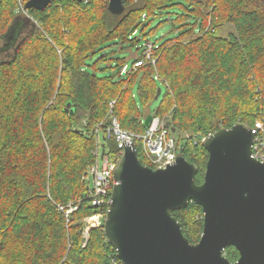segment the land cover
I'll use <instances>...</instances> for the list:
<instances>
[{
	"label": "trees",
	"instance_id": "trees-1",
	"mask_svg": "<svg viewBox=\"0 0 264 264\" xmlns=\"http://www.w3.org/2000/svg\"><path fill=\"white\" fill-rule=\"evenodd\" d=\"M26 1L0 0V264H122L102 227L83 245L82 219L94 207L82 201L69 222L58 208L87 191L97 124L108 120L111 100L133 132L145 130L147 115H167L200 184L203 137L238 121L264 123V0H124L121 14L108 0H54L42 10L24 9ZM163 14L173 34L152 43L155 65L122 74ZM19 28L26 32L14 43ZM111 45L128 56L105 52ZM172 214L196 243L201 206ZM224 254L239 257L233 246Z\"/></svg>",
	"mask_w": 264,
	"mask_h": 264
},
{
	"label": "water",
	"instance_id": "water-1",
	"mask_svg": "<svg viewBox=\"0 0 264 264\" xmlns=\"http://www.w3.org/2000/svg\"><path fill=\"white\" fill-rule=\"evenodd\" d=\"M52 1L27 0L24 9L42 10ZM107 6L121 14L124 0H108ZM151 117H145L146 126ZM254 136L251 126L238 121L203 137L208 157L200 184L196 164L182 152L167 167L152 168L140 161L134 142L125 145L113 168L116 182L103 223L122 264H264V161L251 156ZM190 202L203 213L196 243L172 214ZM227 246L237 249L236 261L225 256Z\"/></svg>",
	"mask_w": 264,
	"mask_h": 264
},
{
	"label": "built area",
	"instance_id": "built-area-1",
	"mask_svg": "<svg viewBox=\"0 0 264 264\" xmlns=\"http://www.w3.org/2000/svg\"><path fill=\"white\" fill-rule=\"evenodd\" d=\"M156 58L153 56V45L148 42L143 47L141 56L135 60L132 65L125 63L121 67V73H127L142 66L146 62L155 65ZM154 78L158 79L155 73ZM115 100L109 102L106 121L97 124L94 134L96 137V147L94 151V161L89 165L83 178L89 180L87 191L84 195L70 199L58 208L64 212L66 221L69 222L72 214L78 209L82 201H86L95 208L91 214L83 217V245L85 244L90 229L102 227L106 218V213L111 203V191L115 184L113 168L116 160L122 152L125 145L132 142L139 143L142 156L148 161L152 168H165L175 162L177 154L181 152L182 144L177 140L167 126L168 116L152 115L149 124L143 132H131L121 127L118 119L112 113V106ZM255 136L251 146V156L260 161H264V123L256 121L252 127ZM103 134L106 140L101 143ZM189 138L188 133L184 134ZM114 142L115 149H110V141Z\"/></svg>",
	"mask_w": 264,
	"mask_h": 264
},
{
	"label": "rangeland",
	"instance_id": "rangeland-1",
	"mask_svg": "<svg viewBox=\"0 0 264 264\" xmlns=\"http://www.w3.org/2000/svg\"><path fill=\"white\" fill-rule=\"evenodd\" d=\"M170 10H172V8H170ZM175 11H177V10L175 9ZM167 18H168V15L163 14L159 18L154 19L152 21V23L150 24V27L146 29V32L149 31V29H151V31H149L145 36V38L148 39L149 42L158 43L161 38H163L165 36H171L173 34L172 32L169 31L170 30L169 21H164V20H167ZM225 29H228V28H225ZM220 31H222V30H220ZM25 32H26L25 30H22V28H19L13 35L14 36V40H13L14 43L17 42ZM141 44L143 45V47L145 46V44H143V42H141ZM111 49H116V51L112 53V56H128L127 51H118L116 45L109 46L108 48L105 49V52L109 51ZM101 54H103V53H101ZM133 55H134V53H133ZM160 89H161V95H162L165 91V85L163 83H160ZM157 103H158V99L153 101L150 108L153 110L157 106ZM125 130H127V129H125ZM128 131H130V130H128ZM131 132H133V131H131ZM176 137H177V135H176ZM95 147H96V144H95ZM94 151H95V148L93 150V156L95 155Z\"/></svg>",
	"mask_w": 264,
	"mask_h": 264
},
{
	"label": "flooded vegetation",
	"instance_id": "flooded-vegetation-1",
	"mask_svg": "<svg viewBox=\"0 0 264 264\" xmlns=\"http://www.w3.org/2000/svg\"><path fill=\"white\" fill-rule=\"evenodd\" d=\"M236 260H237V259H236ZM236 260H235V261H236Z\"/></svg>",
	"mask_w": 264,
	"mask_h": 264
}]
</instances>
